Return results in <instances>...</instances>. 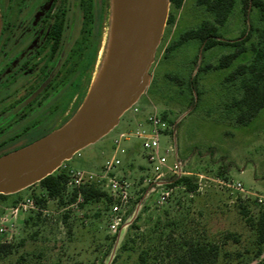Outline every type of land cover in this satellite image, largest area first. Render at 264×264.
<instances>
[{"label": "rangeland", "instance_id": "obj_1", "mask_svg": "<svg viewBox=\"0 0 264 264\" xmlns=\"http://www.w3.org/2000/svg\"><path fill=\"white\" fill-rule=\"evenodd\" d=\"M68 1L63 57L78 37L81 24L79 0ZM93 1L100 17L101 37L89 85L74 113L101 71L111 33V0ZM195 1L186 0L176 12L175 24L164 27L149 70V85L135 104L141 113L127 110L112 131L64 163L72 170L97 171L115 156L120 161L117 176H125L132 184V214L126 225L111 235L109 209L103 204L69 211L53 199H47L44 208L37 205L45 213L26 211L14 216L9 210L13 200L16 206L32 195L44 194L35 184L9 196V200L0 199V218L6 217L12 224V230L0 235V242L20 244L17 252L0 264H180L188 241L215 249V260L207 264H264V243L260 247L256 244V231L249 222L264 209V108L245 126L236 125L222 109L238 94V81L227 82L225 77L242 63L241 58L229 68L199 73L196 86L200 94L195 96V106H190L194 95L187 88L166 78L172 74L185 80L195 72L192 61L196 56L197 65H215L220 56L233 50L215 46L202 54L197 42L188 41L163 57L165 47L180 33L209 19ZM249 21L261 27L255 9ZM246 27L239 7H234L226 23L219 27V34L224 40H234ZM255 40L254 35L250 42ZM245 46L248 50L249 42ZM152 107L162 119L165 115L166 129L159 136L160 153L169 165L179 163L197 184L194 193L173 188L163 205L156 203L158 192H154L160 188L152 187L147 195L140 193L150 176V166L139 140H118L119 134L138 129L140 122V128L148 129L143 119ZM169 147L174 151L169 152ZM236 183L242 186V192L227 186ZM28 217L31 220L25 224ZM258 248L262 253L256 258Z\"/></svg>", "mask_w": 264, "mask_h": 264}, {"label": "flooded vegetation", "instance_id": "obj_2", "mask_svg": "<svg viewBox=\"0 0 264 264\" xmlns=\"http://www.w3.org/2000/svg\"><path fill=\"white\" fill-rule=\"evenodd\" d=\"M68 2L0 0V157L66 123L89 85L100 17L79 0L78 37L63 57Z\"/></svg>", "mask_w": 264, "mask_h": 264}, {"label": "water", "instance_id": "obj_3", "mask_svg": "<svg viewBox=\"0 0 264 264\" xmlns=\"http://www.w3.org/2000/svg\"><path fill=\"white\" fill-rule=\"evenodd\" d=\"M169 4V0H111V33L96 81L65 124L0 157V195L16 194L40 182L117 126L149 85Z\"/></svg>", "mask_w": 264, "mask_h": 264}, {"label": "trees", "instance_id": "obj_4", "mask_svg": "<svg viewBox=\"0 0 264 264\" xmlns=\"http://www.w3.org/2000/svg\"><path fill=\"white\" fill-rule=\"evenodd\" d=\"M184 1L185 0H169L170 4L166 26L172 27L175 24L176 12L181 9ZM195 2L197 7L202 8L207 13L209 19L203 20L195 28L180 33L165 47L163 57L166 58L171 51L188 41L197 42L202 54L215 46L230 47L233 50L230 53L220 56L215 65L201 64L202 62L197 65L198 56H196L194 61H192L193 70L195 69V72L193 74L190 73L185 80L172 74H167L166 78L180 88H187L188 93L191 96L194 95V97L190 98V106H195V96L200 94L196 86L199 73L229 68L234 61L241 58L242 63L237 64L225 77V81L227 82L238 81L236 87L238 94L233 95L232 98L226 101L222 109L223 112H226L228 118L233 119L236 125L245 126L253 121L264 108V0H196ZM234 7H239L247 27L240 33L238 38L234 40H224L219 34V27H222L226 23ZM253 9L258 13V21L261 23V27L253 26L249 21V14ZM254 35L256 40L250 42V39L254 37ZM248 42L249 49L247 50L245 45ZM162 117L165 119L164 114H162ZM67 181L68 176L66 171L62 168H58L51 175L36 183L41 187L45 195H32L31 198H33L36 205L43 208L47 203V199L56 200L60 206H66L72 203L76 196V192L67 191ZM166 187H179L185 192L194 193L197 189V184L193 176L183 175L171 177ZM146 190L147 188H143L140 190V193ZM80 193L83 198V203L80 207L103 204L109 209L111 198L105 191L101 190L96 185L82 186L80 188ZM16 194L0 195V199L4 201L9 200V196ZM15 200H13L14 202H12L11 207L15 206L17 203ZM242 214L246 215V212L242 211ZM39 215L40 214L37 213V216ZM30 220L31 218L28 217L24 223L28 224ZM249 222L256 231V244L260 247L264 243V209H260L257 217ZM19 247L20 244L1 241L0 263L8 256L16 253ZM261 253V250L258 248L255 257H259ZM216 255L217 252L212 246L209 247L202 243L188 241L185 244L184 253L180 257V264H207L213 262Z\"/></svg>", "mask_w": 264, "mask_h": 264}, {"label": "built area", "instance_id": "obj_5", "mask_svg": "<svg viewBox=\"0 0 264 264\" xmlns=\"http://www.w3.org/2000/svg\"><path fill=\"white\" fill-rule=\"evenodd\" d=\"M130 109H132L135 114L141 113V110L136 108L135 104ZM143 121L148 125V129L140 128V122L138 129L119 134L118 140H127L129 138H136L139 140L145 159L150 166V176H147L144 180L146 183L144 188H147V190L142 194L147 195L152 187L160 188L161 191L154 190V192H158L156 203L158 205H163L173 189L166 187L168 180L171 177H179L183 175L191 176V174L183 172L182 166L177 162L169 165L166 158L160 153L159 136L165 131L166 125L164 120L157 114L153 107L150 109V112L145 115ZM115 144L118 145V141H116ZM168 151L173 152L174 150L169 147ZM119 165L120 161L113 156L97 171L72 170L66 168L64 163L59 167L67 173V191L76 192L74 201L66 205L65 209L72 211L80 208V205L83 203V198L80 193V188L82 186L96 185L108 194L111 198V204L108 210L110 213L108 231L111 235L117 234L131 218L132 214V212H130L133 199L131 195L132 184L125 178V176H117L115 170ZM227 186L237 191H243V188L239 183ZM142 197L144 196H141V198ZM9 210L14 216L19 212L26 211L46 212L37 207L33 198H27L15 207L9 208ZM126 217H128V219ZM10 230H12V224L8 222V219L6 217L0 218V235H5Z\"/></svg>", "mask_w": 264, "mask_h": 264}, {"label": "crops", "instance_id": "obj_6", "mask_svg": "<svg viewBox=\"0 0 264 264\" xmlns=\"http://www.w3.org/2000/svg\"><path fill=\"white\" fill-rule=\"evenodd\" d=\"M186 1V0H185ZM185 1H184V3H185ZM184 5V4H183ZM197 48H200V46H199V44L197 43Z\"/></svg>", "mask_w": 264, "mask_h": 264}]
</instances>
